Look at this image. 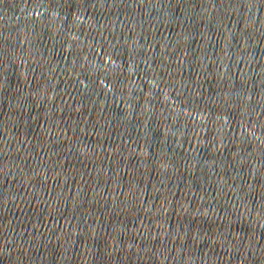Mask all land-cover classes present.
Masks as SVG:
<instances>
[{"label": "water", "instance_id": "1", "mask_svg": "<svg viewBox=\"0 0 264 264\" xmlns=\"http://www.w3.org/2000/svg\"><path fill=\"white\" fill-rule=\"evenodd\" d=\"M0 264H264V0H0Z\"/></svg>", "mask_w": 264, "mask_h": 264}]
</instances>
